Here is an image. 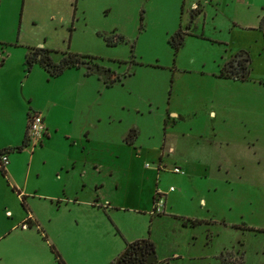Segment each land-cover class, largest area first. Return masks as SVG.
Returning a JSON list of instances; mask_svg holds the SVG:
<instances>
[{"label":"rangeland","instance_id":"obj_1","mask_svg":"<svg viewBox=\"0 0 264 264\" xmlns=\"http://www.w3.org/2000/svg\"><path fill=\"white\" fill-rule=\"evenodd\" d=\"M244 2L264 7V0H76L60 21L49 16L48 0L24 8L0 0L1 84L21 107L48 108L55 127L29 164L27 184L49 190L53 165L68 151L82 150L85 161V207L47 213L41 204L48 235L4 236L0 264H59L50 247L62 264H112L140 240L153 247L149 264H264V30L242 26L254 23ZM56 11L67 17L60 3ZM178 28L184 36L174 49L167 42ZM25 48L55 52L53 62L65 52L88 56L87 68L102 72L84 75L81 66L49 78L37 64L25 71ZM238 49L249 58L247 74L224 79L220 68ZM22 118L17 106L0 105V147L14 141ZM29 149L16 155L17 181Z\"/></svg>","mask_w":264,"mask_h":264},{"label":"crops","instance_id":"obj_2","mask_svg":"<svg viewBox=\"0 0 264 264\" xmlns=\"http://www.w3.org/2000/svg\"><path fill=\"white\" fill-rule=\"evenodd\" d=\"M21 1L22 8H24L30 2V0ZM54 1L55 0H48L47 10L50 11L49 16L53 18V20L67 21L70 16L69 14H71L73 10V5H75L76 0ZM54 3H57L56 7H59V3L63 5L65 13L66 10L68 11L67 17L66 14L65 16L57 14L56 7L53 6ZM241 5H244L246 7V10L251 9V11H254L252 17L254 23L252 25L243 24L242 26H244V28H247V26H249L252 28L255 27L257 29L258 20L261 16L264 15V7L254 9L253 5H248V3L246 2L242 3ZM193 6L195 5L193 4ZM248 12H250V10ZM237 51L243 50L238 49L234 53H236ZM109 79L113 80L114 77H109ZM0 105L7 108L10 107V105L12 107L17 106L18 109L21 110L23 117L18 131L14 135V141L12 143H6L5 145H2V147H0L1 150L5 151L2 154H4L6 158V164L3 167V176L0 175V190L2 191V198L6 199V202L0 206V239L8 235L9 233L16 234L18 236L27 232L34 233L36 235L40 234L42 236H44L43 233H45V235L47 236L48 224H45V222H40L41 218L39 217L41 215L40 210H42L41 204L45 205L44 209L47 213L58 212L60 207H62V210L65 209L66 211H70L75 207L79 208V206L85 207V193H83V191H85V161H79L77 158V154L82 155V150L79 152L68 151L67 153L59 157L58 161L53 165V175L50 174L49 176V182L51 185L50 187L46 186L47 188H50L49 190L41 189V186L31 182L27 184V180L29 177L28 173L30 170L29 164L32 161L33 156H36L37 154H39V152H41L43 146L42 144H44L41 143L42 139L44 138L45 142L48 141L51 138L55 127L49 125L46 122V116L49 111L48 108L45 109L41 105L37 106L34 104L28 105L26 106V108L23 106L21 107L19 103V97H16V95L14 94V90L10 91V88L8 86H4L1 84V78ZM29 112H36L40 114L42 125L45 130V135L40 140L39 144L36 145L38 146L37 148L36 146H34L33 148L28 150V154L26 155V161H28V165H26V170H24L21 174V180L17 181L14 177V172L17 166L16 155H18L19 151L16 152L13 149L19 145L23 134L25 133L26 114H28ZM5 113V116L7 118H10L8 116L9 112ZM84 135L85 133L83 134V137ZM23 153L26 154L27 152ZM8 154L11 155L7 156ZM33 172L34 173L32 176L36 178L38 175V171ZM28 202H32L33 205H29ZM153 215L157 216L158 214L153 213ZM50 220L51 218L47 217L46 222L49 223ZM121 252L122 251L116 253L112 260L114 258L116 259L119 254H121Z\"/></svg>","mask_w":264,"mask_h":264},{"label":"trees","instance_id":"obj_3","mask_svg":"<svg viewBox=\"0 0 264 264\" xmlns=\"http://www.w3.org/2000/svg\"><path fill=\"white\" fill-rule=\"evenodd\" d=\"M257 29L260 31L264 30V15L259 18ZM183 36V33L178 28L169 38L167 43L171 47L176 49L177 46L181 45ZM53 53L55 54V52H51L50 50L44 48H26L25 53L23 55V66L25 71H28L33 64H37L49 78L57 77L65 69H77L81 66H83L84 75L89 74L91 72H95V74L102 72V70L99 71L100 67H97L96 65L92 66V70L87 68V65L84 61L91 60V58L88 56H81L65 52L60 53L58 60L56 62H53L50 58V55ZM1 62L2 59L0 56V65ZM248 62L249 58L246 53L243 51H237L231 56V58L227 62H225L224 65L221 66L219 76L223 77L224 79L242 80L247 74ZM225 68H227V70ZM112 81L114 80H111L110 83ZM27 115L28 114H26V118ZM24 135L25 134H23L19 145L13 149L14 151L18 152L21 149L27 147ZM133 137V131L130 130L123 138V142L129 145L131 138ZM4 152V150H0V155ZM0 175L3 176V168H0ZM195 222V220H190L191 225H193L192 223ZM50 249L53 252L54 258L57 260V262L59 264H62L51 247ZM152 255L153 247L150 242H148L147 240L134 241L129 243L128 245H125L124 251L114 260L112 264H149L148 261L150 256Z\"/></svg>","mask_w":264,"mask_h":264},{"label":"built area","instance_id":"obj_4","mask_svg":"<svg viewBox=\"0 0 264 264\" xmlns=\"http://www.w3.org/2000/svg\"><path fill=\"white\" fill-rule=\"evenodd\" d=\"M25 140L26 145L33 148L34 146L38 145L40 140L45 135V130L42 125V119L40 114L36 112H29L26 118V124H25ZM6 164V158L4 154L0 155V168H3ZM173 173H178L177 168H172ZM170 190V188H168ZM162 199L160 195L155 193V200L152 202V211L150 213L158 214L161 212V204Z\"/></svg>","mask_w":264,"mask_h":264},{"label":"flooded vegetation","instance_id":"obj_5","mask_svg":"<svg viewBox=\"0 0 264 264\" xmlns=\"http://www.w3.org/2000/svg\"><path fill=\"white\" fill-rule=\"evenodd\" d=\"M155 200V194L152 195V202Z\"/></svg>","mask_w":264,"mask_h":264},{"label":"snow or ice","instance_id":"obj_6","mask_svg":"<svg viewBox=\"0 0 264 264\" xmlns=\"http://www.w3.org/2000/svg\"><path fill=\"white\" fill-rule=\"evenodd\" d=\"M26 79V78H25Z\"/></svg>","mask_w":264,"mask_h":264}]
</instances>
